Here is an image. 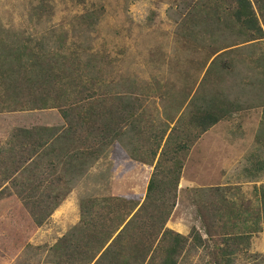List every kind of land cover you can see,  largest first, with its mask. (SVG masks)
<instances>
[{
    "label": "rangeland",
    "instance_id": "374dc122",
    "mask_svg": "<svg viewBox=\"0 0 264 264\" xmlns=\"http://www.w3.org/2000/svg\"><path fill=\"white\" fill-rule=\"evenodd\" d=\"M232 8L231 0H0V56L27 47L51 62L55 72L62 66L71 77L79 71L87 78L98 75L109 94L138 97L153 133L165 128L162 124L168 126L166 134L172 127L180 133L187 151L165 223L190 242L177 264H210L216 239L208 240L207 249L191 244L197 233L205 239L203 204H219L223 196L236 206L249 202L257 208L264 187V38L245 42L244 35L231 33ZM21 81L22 67L0 88V147L21 141L22 130L65 126L50 100H29ZM68 81L56 86L64 90ZM210 99L236 110L193 141L187 118ZM131 151L124 136L116 139L69 180L56 222L48 217L27 246L8 252L0 264H60L54 245L72 226L80 227L87 208L102 212L100 206L109 203L105 199L140 204L152 167L132 160ZM6 186L0 188V202L11 197ZM208 188L220 191L212 196ZM2 212L0 229L6 221ZM237 249L231 264H264V232L253 233L248 245Z\"/></svg>",
    "mask_w": 264,
    "mask_h": 264
},
{
    "label": "trees",
    "instance_id": "16d2710c",
    "mask_svg": "<svg viewBox=\"0 0 264 264\" xmlns=\"http://www.w3.org/2000/svg\"><path fill=\"white\" fill-rule=\"evenodd\" d=\"M231 2L228 26L231 33L244 35L245 42L263 39L264 0ZM43 57L27 47H22V53L16 49L4 58L0 56V88L22 67V89L31 93L29 100H50L65 125L63 129L36 126L22 130L21 141L0 147V188L7 184L12 191L7 201L17 202L24 215L22 235L10 234L9 244L27 246L30 235L69 194V180L81 175L89 163L124 136L132 146V160L152 167L143 200L132 204L124 199H105L109 203L100 206L102 212L91 206L87 208L80 227L73 226L54 245L55 251H59L60 264H70L73 260L76 264H177L190 242L166 229L165 223L175 205L182 159L187 151L186 144L179 142L180 133L172 127L166 134L167 124L160 125L165 128L153 133L155 130L149 129L151 124L138 97L123 91L109 94L103 90L98 75L87 78L79 71L71 77L62 66V71L55 72V66L43 61ZM61 79H69L70 85L64 90L63 86H56ZM65 90H69L68 94ZM7 91L6 88L4 95ZM203 102L187 118L194 133L193 141L236 110L211 99ZM217 191L219 188L207 190L212 196ZM257 197V208L249 202L236 206L223 196L217 199L219 204L209 201L199 208L205 239L197 233L192 236L191 244L207 249L208 240L216 239L212 243L214 250L208 252L210 264H231L240 243L247 246L253 233L264 232V187L258 190ZM242 222L247 225L243 224L241 231L235 233L237 224ZM10 228L18 230L16 226Z\"/></svg>",
    "mask_w": 264,
    "mask_h": 264
},
{
    "label": "crops",
    "instance_id": "0c3cea01",
    "mask_svg": "<svg viewBox=\"0 0 264 264\" xmlns=\"http://www.w3.org/2000/svg\"><path fill=\"white\" fill-rule=\"evenodd\" d=\"M61 128V127H60ZM62 203V202H61ZM60 203V204H61ZM59 204V205H60ZM59 205H58V209L56 210V211H58V210H60L61 209V206H60V208H59ZM11 210H13L14 211V214H12V213H10L11 212ZM53 211L52 213H51V215L49 216V217H51L50 219H53V221H55L56 222V215H54V214H56L55 212L56 211ZM3 211V212H2ZM0 212H2V215L4 214V216H5V218L4 219H6V221H4L3 223H2V227H1V229H0V261H1V259H6V255H7V253L8 252H10V251H15V250H18V249H20L21 247H13V246H11L10 244H9V242H8V238H7V235L8 234H16L17 236H20V235H22V217L24 216V215H22V209H19V207H18V203L17 202H14V201H5V202H0ZM61 218V217H60ZM60 218H58V221H60L61 219ZM65 218V217H64ZM68 219V218H67ZM2 220V219H1ZM1 220H0V222H1ZM77 221H78V219H77ZM76 221V222H77ZM65 223H68V222H65ZM11 226H16L17 228H18V230H15V229H12V228H10ZM42 226V225H41ZM40 226V227H41ZM68 226H70V224H68ZM40 227H38L31 235H30V237L38 230H40L39 228ZM73 227V226H72ZM29 237V238H30ZM29 238H28V240H29ZM112 239V238H111ZM110 239V240H111ZM27 240V241H28ZM110 240H109V242H110ZM109 242L104 246V248H106V246L109 244ZM28 243V242H27ZM52 244H55V242H53ZM103 248V249H104ZM103 249L101 250V252L103 251ZM98 256V255H97ZM97 256L95 257V259L97 258ZM95 259H94V261H95Z\"/></svg>",
    "mask_w": 264,
    "mask_h": 264
}]
</instances>
